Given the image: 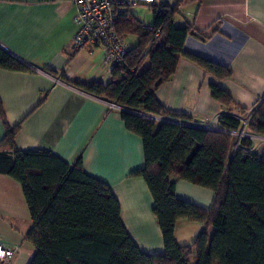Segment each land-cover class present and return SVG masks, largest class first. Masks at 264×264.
<instances>
[{
    "label": "crops",
    "instance_id": "1",
    "mask_svg": "<svg viewBox=\"0 0 264 264\" xmlns=\"http://www.w3.org/2000/svg\"><path fill=\"white\" fill-rule=\"evenodd\" d=\"M178 1L155 0V5L129 13L138 20L136 10L148 9L152 16L154 7H173ZM76 14L70 0H0V49L28 69L0 68L4 119L11 128L19 126L14 139L17 151L48 152L69 165L80 158L84 172L106 185L117 200L121 223L137 248L148 255L162 254L153 199L137 175L145 167L141 139L126 129L121 111L76 86H106L112 81L101 48L72 52ZM138 21L152 28V20L149 25ZM174 26L192 28L183 52L226 68L231 76L216 79L179 56L174 75L154 92L167 114L189 118L186 124L218 129L221 116L240 120L264 100V0H186ZM123 40L129 51L138 43L133 36ZM147 67L148 62L142 70ZM211 85L230 96L229 107L212 97ZM4 135L0 116V143ZM1 152L9 151L0 147ZM169 180L175 184L177 199L203 210L211 207L212 191L176 176ZM31 227L20 185L0 174V243L19 248L10 264H29L32 259L34 248L26 239ZM204 229L200 222L177 221L174 240L188 246Z\"/></svg>",
    "mask_w": 264,
    "mask_h": 264
},
{
    "label": "trees",
    "instance_id": "2",
    "mask_svg": "<svg viewBox=\"0 0 264 264\" xmlns=\"http://www.w3.org/2000/svg\"><path fill=\"white\" fill-rule=\"evenodd\" d=\"M185 1L154 7L151 29L143 28L129 12L119 16L116 34L138 40L124 59L125 67L112 69V81L106 86H76L130 111L190 122L185 116L167 114L154 96L174 75L178 57L219 80L231 72L183 52L192 28H176L174 17ZM146 62L148 67L142 70ZM0 68L28 70L1 49ZM211 93L223 106L231 105L223 90L211 85ZM0 116L5 130L0 147L9 151L0 153V174L22 189L32 223L26 235L34 248L29 264H264V150L252 152L253 142L247 138L235 145L231 133L241 129L238 118L221 116L220 131H214L121 112L126 129L142 141L145 167L137 175L151 194L163 240L164 252L148 255L127 234L110 189L84 172L80 158L69 165L48 152L17 151L14 139L19 126L7 125L1 103ZM245 132L264 137V100ZM170 176L212 191L211 207L203 210L177 199ZM180 220L205 225L188 246L174 240Z\"/></svg>",
    "mask_w": 264,
    "mask_h": 264
},
{
    "label": "built area",
    "instance_id": "3",
    "mask_svg": "<svg viewBox=\"0 0 264 264\" xmlns=\"http://www.w3.org/2000/svg\"><path fill=\"white\" fill-rule=\"evenodd\" d=\"M70 2L76 9L75 22L78 26L71 45L72 52H79L84 48L99 47L103 50V62L108 64L111 70L115 67L124 68V59L129 50L125 46L124 40L116 34L115 26L117 24V18L124 16L132 8L155 5V0H70ZM142 26L145 28L143 24ZM262 102L263 100L253 109L245 113V116L240 119L242 130L231 133L232 135L238 136L239 140L247 138L254 143L257 140L264 142V137L250 135L244 132L250 117ZM107 106L119 111L123 109L112 103H107ZM133 113L138 117L158 123L220 131L219 129H213L208 126H193L173 118L156 117L134 111ZM259 148L261 147L257 144V147H253L251 151L257 152ZM236 149L238 148L236 147ZM18 251V247L10 248L0 243V264H10Z\"/></svg>",
    "mask_w": 264,
    "mask_h": 264
},
{
    "label": "rangeland",
    "instance_id": "4",
    "mask_svg": "<svg viewBox=\"0 0 264 264\" xmlns=\"http://www.w3.org/2000/svg\"><path fill=\"white\" fill-rule=\"evenodd\" d=\"M137 8H139V7H137ZM141 9H143V10H140V11L139 10H136V11H134V13L137 15L136 17L138 18V20H143L144 19L146 25L151 24L152 16H151L150 12L148 11V9H145V8H141ZM232 137H233L234 142H236L235 145H237V143L239 141V137L236 136V135H232ZM255 142H256L255 144H259V146L261 148H264V142L263 141L257 140ZM234 149H235V147H234Z\"/></svg>",
    "mask_w": 264,
    "mask_h": 264
},
{
    "label": "water",
    "instance_id": "5",
    "mask_svg": "<svg viewBox=\"0 0 264 264\" xmlns=\"http://www.w3.org/2000/svg\"><path fill=\"white\" fill-rule=\"evenodd\" d=\"M121 112H124V113H128V114H132V115H135L137 116L136 114L133 113V111H130V110H127V109H122Z\"/></svg>",
    "mask_w": 264,
    "mask_h": 264
}]
</instances>
